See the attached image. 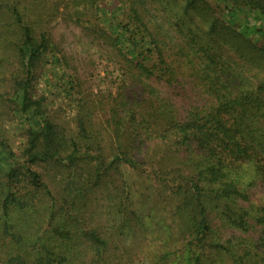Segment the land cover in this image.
<instances>
[{
  "label": "trees",
  "instance_id": "obj_1",
  "mask_svg": "<svg viewBox=\"0 0 264 264\" xmlns=\"http://www.w3.org/2000/svg\"><path fill=\"white\" fill-rule=\"evenodd\" d=\"M60 18L114 89L70 74ZM64 75L71 120L40 88ZM3 115L0 264H132L112 244L136 229L148 264H264V0H0Z\"/></svg>",
  "mask_w": 264,
  "mask_h": 264
},
{
  "label": "rangeland",
  "instance_id": "obj_2",
  "mask_svg": "<svg viewBox=\"0 0 264 264\" xmlns=\"http://www.w3.org/2000/svg\"><path fill=\"white\" fill-rule=\"evenodd\" d=\"M106 1L108 5H111L114 0ZM52 34L54 42L58 45L59 49L64 51L68 56V71L70 74H73L74 77L79 78L83 84L84 90L94 93L98 91L107 93L108 89H114L118 71L114 70V64L109 57V49L105 44L88 36L80 26L64 21L61 18L57 19L54 23ZM70 79L69 76L65 75L59 77L54 76L52 81L48 82V79H44L40 85L42 90L48 92L50 99H55V105L62 107V113L69 120H71L74 115V107L65 96V92L61 93V90L64 87H69ZM50 84L53 86H49ZM47 87L49 89H45ZM104 114L105 113L101 111L98 112L96 116L98 122L101 123L104 121ZM1 119L2 121L0 123H2L3 127L7 128V132L11 136L14 133L16 134L15 127L18 121H9L5 115H3ZM19 140L20 139L17 138L16 135L13 143L14 148L17 147ZM257 193L256 198L259 200L260 198L257 196ZM104 196L100 192L97 194L99 207L95 212V218L102 224H104L110 216V214L107 213L108 209L104 207L108 202ZM113 212H115V210H113ZM143 234L144 232L138 233L137 229L135 235L128 234V232L123 235L121 233L116 234L112 244V251L117 255L122 254L123 259H134L132 264H148L146 260L144 261L139 258V255L142 254L141 243L143 242Z\"/></svg>",
  "mask_w": 264,
  "mask_h": 264
}]
</instances>
